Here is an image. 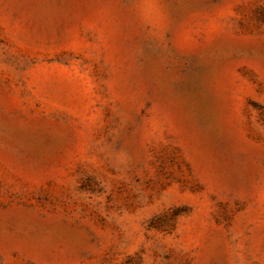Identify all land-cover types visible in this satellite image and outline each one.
Returning <instances> with one entry per match:
<instances>
[{"label": "rangeland", "instance_id": "rangeland-1", "mask_svg": "<svg viewBox=\"0 0 264 264\" xmlns=\"http://www.w3.org/2000/svg\"><path fill=\"white\" fill-rule=\"evenodd\" d=\"M0 264H264V0H0Z\"/></svg>", "mask_w": 264, "mask_h": 264}]
</instances>
